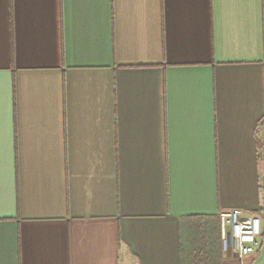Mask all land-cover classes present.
Returning a JSON list of instances; mask_svg holds the SVG:
<instances>
[{
  "label": "crops",
  "instance_id": "0c3cea01",
  "mask_svg": "<svg viewBox=\"0 0 264 264\" xmlns=\"http://www.w3.org/2000/svg\"><path fill=\"white\" fill-rule=\"evenodd\" d=\"M263 130L264 0H0V264H264Z\"/></svg>",
  "mask_w": 264,
  "mask_h": 264
},
{
  "label": "built area",
  "instance_id": "2783aa9c",
  "mask_svg": "<svg viewBox=\"0 0 264 264\" xmlns=\"http://www.w3.org/2000/svg\"><path fill=\"white\" fill-rule=\"evenodd\" d=\"M219 220L223 254L234 255L242 264L260 246L261 220L256 216L242 217L238 211L223 212Z\"/></svg>",
  "mask_w": 264,
  "mask_h": 264
},
{
  "label": "trees",
  "instance_id": "16d2710c",
  "mask_svg": "<svg viewBox=\"0 0 264 264\" xmlns=\"http://www.w3.org/2000/svg\"><path fill=\"white\" fill-rule=\"evenodd\" d=\"M260 162H261V165L264 167V130L262 132V136H261V140H260ZM260 190H261V193L263 195V202H264V177L261 179ZM263 211H264V207H263ZM208 242L211 243V240ZM208 242L204 243L202 249H200V251L198 252V255H201L203 257V256H207V255L211 254L212 247L210 249L211 245L209 246ZM204 264H221V262L216 261V260H212L209 262L207 261Z\"/></svg>",
  "mask_w": 264,
  "mask_h": 264
},
{
  "label": "rangeland",
  "instance_id": "374dc122",
  "mask_svg": "<svg viewBox=\"0 0 264 264\" xmlns=\"http://www.w3.org/2000/svg\"><path fill=\"white\" fill-rule=\"evenodd\" d=\"M237 259V258H236Z\"/></svg>",
  "mask_w": 264,
  "mask_h": 264
}]
</instances>
